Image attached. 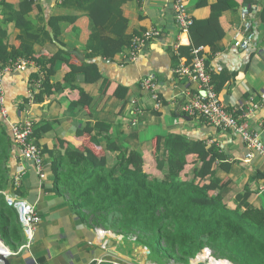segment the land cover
Masks as SVG:
<instances>
[{"label":"crops","instance_id":"1","mask_svg":"<svg viewBox=\"0 0 264 264\" xmlns=\"http://www.w3.org/2000/svg\"><path fill=\"white\" fill-rule=\"evenodd\" d=\"M183 1L193 19H211L210 25L219 36L213 46L215 52L205 48V56L211 74L222 85L217 94L220 101L226 108L255 104L257 109L247 124L260 134L264 143V21L261 19L264 0L248 1L255 38L243 51L234 46L233 39L241 30L240 8L247 6L242 5L245 0H233L234 7L213 17L212 8L223 0ZM65 2L0 0V47L11 52L20 47V38L35 37L33 65L21 72L6 73L2 81L6 118L0 121V129L5 127L12 144L9 174L13 176L21 166L25 168L19 188L9 187L5 197L14 195L26 201L35 207L37 214L33 241L28 248H24L23 230L22 242L16 249H10L2 241L9 252L6 255L9 264H97L98 261L99 264L114 261L131 264L120 246L123 237L91 226L71 208L66 197L53 191L55 179L46 153L68 147L88 149L104 162L110 157L101 140L104 135L115 136L128 148L140 149L147 162L154 161L161 139L167 135H180L191 142H203L207 148L215 147L222 158L206 167L222 181L221 186L227 191V206L234 208L239 198L244 199L246 205L261 213L258 218L264 224V158L254 154L248 163L244 162L247 149L238 136L181 114L182 104L191 93L198 92V85L178 78L173 72L176 66L188 64L179 48L190 45L188 31H181L174 21L173 0H139L124 6L129 34L159 32L130 62L125 61L128 48L113 59L85 58L89 53L86 49L88 20L66 8ZM28 6L30 9L24 12L26 22L17 25L14 15L18 16ZM71 14L80 16L73 24L61 22V32L55 39L51 18ZM58 54L62 59L55 62L54 72L49 75V64L43 68L37 61ZM63 59H69V64ZM82 62L94 66V75L99 78L92 84L85 82L83 73L67 75L70 65L80 66ZM150 76L155 77L159 107L140 87V82ZM39 78L42 84L35 88ZM118 88L125 89L120 91L124 98L117 97ZM82 93L91 98V103L79 102ZM135 108L140 113L132 116ZM26 120L33 128L40 129L33 142L43 153L46 165L43 180L37 177L31 164L22 162L12 140L11 126ZM97 123L110 127L107 134H99L98 146L84 134L86 128ZM196 160L197 155L187 156L186 172ZM203 181L208 183L209 178Z\"/></svg>","mask_w":264,"mask_h":264},{"label":"trees","instance_id":"2","mask_svg":"<svg viewBox=\"0 0 264 264\" xmlns=\"http://www.w3.org/2000/svg\"><path fill=\"white\" fill-rule=\"evenodd\" d=\"M139 0H66L65 7L85 16L88 20L89 37L85 58L113 59L129 48L132 36L127 32L129 21L124 6ZM245 0L249 9L250 2ZM201 2V1H200ZM235 6L233 0H223L212 8V17L220 16ZM246 6V7H247ZM22 10L14 21L24 24ZM250 10V9H249ZM80 15L71 14L51 18L50 26L55 39L61 32L59 24H73ZM192 18V17H191ZM264 21V9L261 11ZM188 29L190 45L180 47L187 63L191 61L194 48L203 46L215 52L218 40L211 19H193ZM215 33V34H214ZM20 38L18 49L8 52L0 47V62L8 65L17 59L33 60L35 37ZM61 54L37 61L43 68L49 64L47 73L54 72L53 66ZM69 64V59H63ZM69 66V65H68ZM69 73H83L85 82L92 84L99 77L94 75L92 64L70 65ZM211 83L216 94L222 88L216 76L211 74ZM42 84V83H41ZM117 89V97L124 94ZM119 91V92H118ZM91 98L81 94L80 103L88 105ZM0 129V238L10 249L22 242V232L16 224L18 215L7 205L5 193L12 187L9 174L11 142ZM109 126L97 123L85 129L84 134L95 144H100L99 134H107ZM40 132L33 128L32 138ZM93 133V134H92ZM108 156L104 162L88 149L68 147L64 151L46 154L51 160L54 175V192L66 197L71 208L91 226L100 227L123 238L133 236L135 244L150 252L158 264H190L204 248L232 264H264V224L261 213L246 205L239 198L230 208L225 202L226 190L215 172L206 165L222 158L218 150L206 147L203 142H191L180 135H167L161 139L154 161L147 162L140 149L125 146L115 136L104 135ZM42 151V150H41ZM43 154V153H42ZM197 155L192 169L186 172L187 156ZM209 178L208 183L203 181Z\"/></svg>","mask_w":264,"mask_h":264},{"label":"built area","instance_id":"3","mask_svg":"<svg viewBox=\"0 0 264 264\" xmlns=\"http://www.w3.org/2000/svg\"><path fill=\"white\" fill-rule=\"evenodd\" d=\"M172 14L175 23L181 31L186 32L193 23L191 16L185 9L183 0H173ZM241 30L237 32L233 39L234 46L239 50H246L253 43L255 33L253 30L252 22L250 19V11L248 7L240 8ZM159 32L157 30H147L140 34L132 36L128 54L125 61H133L140 53L144 51L150 41L157 38ZM191 61L188 64H180L173 70L174 74L181 79H186L198 85V92L191 93L188 100L182 104L181 114L189 118L201 119L205 124L218 128L222 131H230L238 136L247 149L244 156V162L248 163L254 154L260 155L264 158V143L261 140L260 134L251 129L247 120L253 117L257 106L248 103L247 107L237 104L232 108H226L219 99V96L214 90L211 83V70L207 65V58L205 56V47L200 46L194 48L191 52ZM33 65L25 59H17L16 61L3 65L0 62V121L6 118V111L3 107L4 93L2 89L3 77L6 73H16L26 70L29 66ZM42 78H39L34 83L35 88H39L42 83ZM142 91L151 95L155 101V106H160V98L156 93L155 77L150 76L140 82ZM140 113L138 108L131 111V115L135 116ZM33 124L30 121H23L15 123L11 126V136L13 143L19 149V154L22 162H27L32 165L35 174L40 180L45 179L46 165L43 159L41 149L33 142L32 138ZM25 174L24 166H21L19 171L12 176V187L18 189L21 180ZM8 206L13 207L18 215V220L26 237L24 248H28L34 237L36 227L37 214L35 207L22 199H18L14 195L5 197ZM133 237V236H132ZM133 240L135 238L133 237ZM2 249H7L2 240L0 239ZM1 255H8L9 252ZM98 261L97 264H99ZM34 264H39L35 262ZM111 264H123L117 261ZM169 264H174L170 261ZM190 264H232L227 259L217 257L213 251L204 247L190 262Z\"/></svg>","mask_w":264,"mask_h":264},{"label":"rangeland","instance_id":"4","mask_svg":"<svg viewBox=\"0 0 264 264\" xmlns=\"http://www.w3.org/2000/svg\"><path fill=\"white\" fill-rule=\"evenodd\" d=\"M16 224L19 225L18 219ZM19 228L21 229L20 226ZM121 240L122 243L120 246L123 248V250H121L127 254L128 261L131 264H158L148 250L136 246L135 240H133L132 236H129L128 238H121Z\"/></svg>","mask_w":264,"mask_h":264},{"label":"water","instance_id":"5","mask_svg":"<svg viewBox=\"0 0 264 264\" xmlns=\"http://www.w3.org/2000/svg\"><path fill=\"white\" fill-rule=\"evenodd\" d=\"M0 264H9L8 258L1 254H0Z\"/></svg>","mask_w":264,"mask_h":264},{"label":"bare ground","instance_id":"6","mask_svg":"<svg viewBox=\"0 0 264 264\" xmlns=\"http://www.w3.org/2000/svg\"><path fill=\"white\" fill-rule=\"evenodd\" d=\"M0 251L3 252V253H5V254L7 253L6 249H2L1 243H0Z\"/></svg>","mask_w":264,"mask_h":264}]
</instances>
